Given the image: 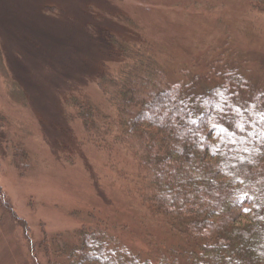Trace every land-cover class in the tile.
I'll list each match as a JSON object with an SVG mask.
<instances>
[{
    "label": "rangeland",
    "instance_id": "374dc122",
    "mask_svg": "<svg viewBox=\"0 0 264 264\" xmlns=\"http://www.w3.org/2000/svg\"><path fill=\"white\" fill-rule=\"evenodd\" d=\"M133 58L151 59L162 87L212 86L233 70L253 96L264 12L235 0H0V264H47L45 238L75 242L94 225L152 264L183 246L138 199L131 153L100 150L77 118L76 102L108 108L98 84Z\"/></svg>",
    "mask_w": 264,
    "mask_h": 264
},
{
    "label": "trees",
    "instance_id": "16d2710c",
    "mask_svg": "<svg viewBox=\"0 0 264 264\" xmlns=\"http://www.w3.org/2000/svg\"><path fill=\"white\" fill-rule=\"evenodd\" d=\"M235 1L264 12V0ZM127 69L99 82L106 110L75 106L97 148L131 153L138 199L182 239L157 264H264V92L252 96L233 70L199 88L198 77L162 87L149 58ZM57 239L41 242L47 264H152L98 225L76 231L75 242Z\"/></svg>",
    "mask_w": 264,
    "mask_h": 264
}]
</instances>
